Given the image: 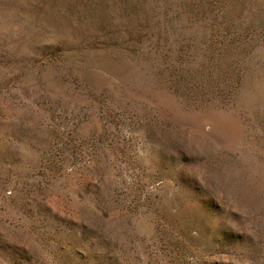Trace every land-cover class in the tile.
<instances>
[{"label": "rangeland", "instance_id": "1", "mask_svg": "<svg viewBox=\"0 0 264 264\" xmlns=\"http://www.w3.org/2000/svg\"><path fill=\"white\" fill-rule=\"evenodd\" d=\"M0 264H264V0H0Z\"/></svg>", "mask_w": 264, "mask_h": 264}, {"label": "bare ground", "instance_id": "2", "mask_svg": "<svg viewBox=\"0 0 264 264\" xmlns=\"http://www.w3.org/2000/svg\"><path fill=\"white\" fill-rule=\"evenodd\" d=\"M201 123H203V125H205V122L204 121H201ZM200 124V123H199ZM215 126V128L216 129H218V134H220L221 135V137H226V138H228V139H231L232 138V132L230 133L229 131H228V133H226V130L228 129V125H226V124H217V125H214ZM236 126V125H235ZM202 127H204V126H202ZM232 127V126H231ZM234 127V126H233ZM230 128V127H229ZM230 129H232V128H230ZM217 131V130H216ZM223 131H225L224 133H223ZM233 131V130H232ZM234 132V131H233ZM226 133V134H225Z\"/></svg>", "mask_w": 264, "mask_h": 264}]
</instances>
